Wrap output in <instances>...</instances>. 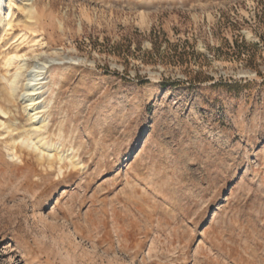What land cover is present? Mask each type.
<instances>
[{
    "label": "rangeland",
    "instance_id": "374dc122",
    "mask_svg": "<svg viewBox=\"0 0 264 264\" xmlns=\"http://www.w3.org/2000/svg\"><path fill=\"white\" fill-rule=\"evenodd\" d=\"M32 2L1 50L25 55L18 90L78 59L44 98L82 165L28 186L0 126V264H264V0Z\"/></svg>",
    "mask_w": 264,
    "mask_h": 264
},
{
    "label": "bare ground",
    "instance_id": "6f19581e",
    "mask_svg": "<svg viewBox=\"0 0 264 264\" xmlns=\"http://www.w3.org/2000/svg\"><path fill=\"white\" fill-rule=\"evenodd\" d=\"M32 3V0H0V69L4 68L7 72L12 73L10 77L3 76L6 84L0 85V126H6L11 135L9 147L11 152L9 153L12 158L21 162L18 169H29L32 175L42 179V182L31 180L28 186L34 187L44 184L43 177L53 174L51 173L53 169L56 175L68 177L73 174L74 169H79L82 164L76 158L72 145L65 148L67 143L64 141L62 132L53 135L55 138L49 135L50 131L47 130L49 101L44 98L47 82L46 74L51 62L59 61L63 63L66 59L74 61L78 59L65 55L63 59L46 57L43 60H36L34 66L25 74L23 89L18 90L25 68L26 62L23 59L25 55L20 52L18 45L13 46L11 44L9 47L7 45L5 50H1V40L3 39L1 31L14 28V16L17 12L15 7L19 9V12H26L29 20L36 19L38 21L39 11ZM27 24L30 26L32 23ZM28 25L26 26L29 27ZM18 36V40L25 39L27 34L25 32L20 35L14 34L8 40L12 41ZM13 69L14 72H12ZM16 100L19 101L26 115L29 116V123L25 129L21 128V121L18 122L19 119L16 114L11 118L9 117V119H4V116L8 117L9 106ZM37 203V209L46 205V201L42 200Z\"/></svg>",
    "mask_w": 264,
    "mask_h": 264
}]
</instances>
